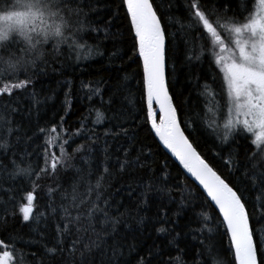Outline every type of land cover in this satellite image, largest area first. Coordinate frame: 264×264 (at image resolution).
I'll return each mask as SVG.
<instances>
[{
    "label": "snow or ice",
    "instance_id": "obj_1",
    "mask_svg": "<svg viewBox=\"0 0 264 264\" xmlns=\"http://www.w3.org/2000/svg\"><path fill=\"white\" fill-rule=\"evenodd\" d=\"M95 2L98 3V0ZM76 3L77 0H0V81H18L3 83L0 86V97H11L17 91L27 92L29 87L34 89L35 81L29 76V69H38V62L47 64L45 50L48 45H52L55 59H59L65 49L70 53L77 52V60L80 59L81 49L85 50V58L95 53L97 46L87 42L89 36L102 30L107 36L112 21L109 20L101 29L100 23L103 21L90 19V14L96 11L93 0L73 8L72 5ZM122 6L126 9L133 56L138 57L142 67L143 104L140 112L146 110L145 123L150 125L155 136L179 160L180 165L199 182L206 198L219 210L222 217L220 223L224 226L222 235L227 237L228 247L224 249L222 241L219 246L211 242V236L200 240L198 244L188 240L189 236L195 239L203 235L205 229L208 233L212 232L207 226L210 217L205 212H192L184 224L186 231H176L180 227L179 218L182 214L194 209L196 205L184 195L179 185L173 186L170 183L169 174L164 169L152 171L147 181L141 179L136 187L130 184L128 204L125 205L104 195L103 180L109 174V169L104 167L94 187L88 183L94 173L77 169V175L69 186L71 191H60V204L56 205L54 200H50L45 206L46 211L51 213L45 223H51L53 227L50 236H41L44 241L43 254L61 257L62 264H152L157 256H163L166 249L169 258L157 264H189L186 259L189 256L191 264H209L208 257H220L222 253L227 255L216 259L214 264H264V227H253V221L258 224L264 220V0H259L255 11L251 10L249 0H243L236 8L232 0L211 5L208 0H188L184 17L186 23L182 25L186 34L191 36L192 48L189 51L193 55L187 59L200 61L207 58L209 66H215L217 75L222 77L218 94L224 101L221 108L227 106V118L222 124L209 121L208 127L221 144L243 139L251 148V151L245 152L243 159L237 151L230 152L225 160L226 165L230 166V173H239L238 184L222 178L201 157L181 127L178 106L174 103L167 82L166 33L152 0H122ZM132 59L129 57V60ZM127 79L124 77V80ZM68 83L71 87V82ZM95 84V87L91 84H82V87L88 88L93 96L101 98L108 92V99H102L101 107L111 111L112 116L107 117L100 109H95L96 119L93 123H100L102 119L109 123L115 121L112 127L119 131L113 132L109 128L105 137L112 136L115 139L122 135L127 144V147L124 144L116 147L115 163L119 165V170L123 173L137 166L146 168L142 163V153L138 152L134 158L129 159L132 152L136 151L137 140L134 133L130 135L129 129L123 127L124 123L130 122L128 117L134 118L129 107L133 101L125 94L128 85L121 82L119 75L114 84H108L103 79ZM215 84V78L212 83H208L206 78L204 84L197 80L195 86L201 89L200 96L207 98L211 92L214 99L217 95ZM69 95V92L65 93L66 103ZM30 96L32 105L39 103L38 93L33 91ZM15 104L13 107L12 103H5L0 108V150L4 160L8 161L0 164V180L15 181L17 176H27L29 179L32 176L40 177L48 173L49 169V174L55 176L58 168H74L75 156L84 146H77L71 154L67 152V146L74 136L80 134L81 129H76L68 139H62V134L67 133L63 126V116L59 124L53 123L50 128L39 129L46 136L44 167L35 171L31 164L21 167L16 163L17 153L13 151L11 137H16L17 144L22 139L19 134L22 124L16 120V115L22 111L19 98ZM68 111L70 106L65 108V112ZM84 126L82 122L81 128ZM185 127L195 130L196 122L186 124ZM89 139L92 141L88 149L91 153L99 138ZM57 146L59 155L49 152V148L55 149ZM9 152L13 159H9ZM121 152L123 159L119 156ZM103 153L105 162L110 161L112 154L108 147L103 149ZM31 155L28 154L29 158ZM20 163H23L22 158ZM87 163L88 160H85ZM9 167L13 171L8 172ZM36 190L37 185L33 181L32 190L21 197L26 200L18 206L23 222L33 219L39 221L46 214L38 211ZM58 190L59 185L49 188V197L54 196ZM174 192L180 194L178 202ZM251 192L256 193L252 198L253 211L257 208L260 210L255 218L248 211L249 198L246 194ZM10 200L14 201L15 195ZM153 201L156 202V211L151 216L140 215L150 211ZM172 204L177 206L178 211L169 216ZM130 221H134L137 227H133ZM193 224L197 227H192ZM145 228L148 234L154 231L169 237L166 245L162 248L153 240L151 245L145 246V242L138 238L144 236L147 239ZM8 241L9 249L0 252V264H35L36 253L24 251L32 246L33 241L18 235L10 236ZM173 252L177 253L175 257L171 255Z\"/></svg>",
    "mask_w": 264,
    "mask_h": 264
},
{
    "label": "trees",
    "instance_id": "obj_2",
    "mask_svg": "<svg viewBox=\"0 0 264 264\" xmlns=\"http://www.w3.org/2000/svg\"><path fill=\"white\" fill-rule=\"evenodd\" d=\"M88 2L89 0H77V3L73 4L72 7L75 8L77 4H87ZM93 2L96 11L90 14V19L103 21L104 23H100L101 29H104L105 23L109 20L112 21L108 26L107 36L103 30L98 34L89 36L87 42L97 46L95 53L85 58V50L81 49L79 51L80 59L77 60V52L70 53L65 49L60 58L55 59L52 45H48L45 50L47 64L38 62V69H29V76L35 81L34 89L29 87L27 92L17 91L11 97L8 95L0 97V108L5 103H12V106L15 107V101L20 99L19 106L22 111L16 115V120L22 124L19 133L22 139L17 144L16 137L12 136L11 141L14 145L13 151L17 153L16 163L20 164L21 167L31 164L35 171L44 167L43 154L46 136L41 134L39 129L50 128L53 123L59 124L62 116L65 117L63 126L67 129V133L62 134V139H68V136L76 129H81L80 134L74 136L72 142L67 146V152L71 154L77 146H84L82 151L75 156L73 161L75 167L68 170L58 168L55 176L49 174L51 172L49 169L48 173H44L40 177L32 176L29 179L27 176H17L15 181L12 179H6V182L0 180V241H4V243H0V252L9 249L8 238L10 236L18 235L24 237L25 240L33 241L32 246L25 248L24 251L29 254L36 253L35 264H40L41 261L43 264H62L61 257L43 254L44 241L41 236L42 234L50 236L53 227L51 223H45L48 216L51 215L50 212L46 211L45 206L50 200H54L56 205L60 204V191L63 189L71 191L69 186L77 175V169L82 168L85 173L91 170L94 173L88 181L94 187L96 179L103 172L104 167L109 169V174H106L103 180L102 191L104 195L106 197L111 196L114 201H120L125 205L128 204L127 193L130 184L136 187L141 179L147 181L152 171L158 172L160 169H164L169 174L170 183L173 186L179 185L184 195L188 196L191 202L196 205L194 209L182 214V217L179 218L180 227L176 231H186L184 224L192 212L197 214L205 212L210 217L207 226L212 229V232L208 233L205 229L203 235H199L195 239L189 236L188 240L198 244L200 240L211 236V242L219 246L222 241L223 248L227 249L228 239L222 235L224 226L220 223L222 221L220 216L201 189L185 175L157 142L149 124L145 123L146 110L140 112V107L143 104L142 67L138 57L133 56L129 23L126 18V9L122 6V0H98V3L93 0ZM152 2L158 11V15L161 16L162 26L166 33L167 82L174 103L178 106L180 124L201 157L226 181L238 184L239 173H230V166L226 165L225 160L230 152L237 151L240 153V158L243 159L245 152L251 151V148L243 139H237L226 145L221 144L211 128L208 127L207 122L219 121L222 124L226 116V106L221 108L224 101L218 94L222 77L217 75L218 70L215 66H209L207 58L200 61L187 59L193 55L189 51L192 48L191 36L187 35L182 27L186 23L184 17L187 12L188 0H152ZM208 2L211 5L212 3H222L223 0H208ZM242 3L243 0H232L234 8L239 7ZM249 6L253 11L255 0H249ZM73 20H75V16H73ZM113 53L118 54L113 55ZM69 56H71L70 59ZM129 57H133V59L129 60ZM118 75L121 82L128 85L125 94L129 95L133 101L129 107L132 109L134 118L133 116L128 117L130 122L123 124L124 128L129 129L130 135L135 134L137 140L136 151L132 152L129 159L134 158L140 152L142 153V163L147 166L146 168L137 166L123 173L119 170V165L115 163V160L116 147L121 144L127 147V144L124 143L125 137L122 135L115 139L112 136L105 137V132L109 128L113 132L119 131L118 128L112 127L116 123L115 121L109 123L108 120L102 119L100 123H93V120L96 119L95 109H100L107 117L112 116L111 111H105L101 107L102 99L107 101L109 93L105 92L101 98L100 96H93L88 88L82 87V84H91L92 87H95V82L101 79L108 84H114ZM124 77H128V79L124 80ZM23 78L20 77V79ZM206 78L208 83H212L213 78L216 79L214 87L217 95L214 99L211 92L207 98L200 96L201 89L195 86L197 80L204 84ZM5 82L16 83L18 81H0V86H3ZM68 82H71V87ZM33 91L38 93L39 103L35 105H32L30 96ZM66 92L70 93L67 97V103ZM69 106L70 111L66 113L65 108ZM30 108L31 111H29ZM82 118L86 119L82 121ZM193 121L196 122L195 130L191 127H185L186 124H191ZM82 122L85 125L83 128H81ZM29 137L31 139H28ZM89 137L99 138V142L92 148L91 153L88 151L92 143ZM105 147H108L112 154L111 160L108 162H105L103 153ZM49 152H55L59 155L58 146L55 149L49 148ZM28 154H32L30 158ZM119 156L120 159H123V152L119 153ZM8 157L13 159L11 152L8 153ZM21 158L23 159L22 164L20 163ZM85 160H88L87 164H85ZM6 163L8 161L4 160L2 150H0V164ZM11 171L13 169L9 167L8 172ZM33 181L37 185L35 203L38 206V211L46 214L39 221L33 219L30 222H23L18 213V206L20 203L26 202L21 197H25L27 192L32 190ZM57 185L60 186V190L54 196L49 197L48 189L56 188ZM7 189H12V191H6ZM13 195H15L14 201L10 200ZM174 196L177 202L181 198L179 192H174ZM246 196L249 198L248 211L255 218L260 211L257 208L254 212L252 207V198L256 196V193H247ZM113 206L115 207V204ZM120 210L124 211L123 208ZM155 211L156 202L153 201L150 211L148 213L142 212L140 215L151 216ZM177 211L178 208L175 204L170 205L169 216ZM130 223L133 227H137L134 221H130ZM192 227H197V225L193 224ZM253 227L256 229L264 227V220L258 224L253 221ZM145 233L147 239L144 236H138L140 240L145 242V246L151 245L155 240L156 244L163 248L169 238L154 231L148 234L147 228H145ZM259 238L258 234L257 240ZM183 246L182 240L181 247ZM171 255L175 257L177 253L173 252ZM226 255V253H222L220 257H208L209 264H214L216 259H222ZM168 258L169 254L164 249L163 256H157L152 264H157L158 261ZM186 259L191 264V257H186Z\"/></svg>",
    "mask_w": 264,
    "mask_h": 264
},
{
    "label": "water",
    "instance_id": "obj_3",
    "mask_svg": "<svg viewBox=\"0 0 264 264\" xmlns=\"http://www.w3.org/2000/svg\"><path fill=\"white\" fill-rule=\"evenodd\" d=\"M150 126V125H149ZM151 128V127H150ZM153 132V131H152ZM154 136H155V133L153 132ZM186 135V134H185ZM156 137V136H155ZM158 143L160 144V146L162 147V149L171 157V159H173V161L179 166V168L201 189V191L204 193L203 189H202V186L199 185V182L195 180L194 177L191 176L190 173L187 172V170H185L183 168L182 165H180L179 163V160L171 153V151L169 149H167L162 142H160L159 138L156 137ZM198 152V151H197ZM205 196H206V193H204ZM210 201V199H208ZM210 203L212 204V206L214 207V209L216 210V212L218 213L219 215V210L215 207L214 203L210 201ZM220 216V215H219ZM221 220H222V217L220 216Z\"/></svg>",
    "mask_w": 264,
    "mask_h": 264
},
{
    "label": "rangeland",
    "instance_id": "obj_4",
    "mask_svg": "<svg viewBox=\"0 0 264 264\" xmlns=\"http://www.w3.org/2000/svg\"><path fill=\"white\" fill-rule=\"evenodd\" d=\"M258 2H259V0H255V6H254V10L253 11H255L256 5L258 4ZM217 51H219V49ZM227 112H228V109H227V106H226V116H225V118H227ZM233 118H235V113L234 112H233ZM241 119H243V117H241Z\"/></svg>",
    "mask_w": 264,
    "mask_h": 264
},
{
    "label": "bare ground",
    "instance_id": "obj_5",
    "mask_svg": "<svg viewBox=\"0 0 264 264\" xmlns=\"http://www.w3.org/2000/svg\"><path fill=\"white\" fill-rule=\"evenodd\" d=\"M211 111V110H210ZM158 122V121H157ZM150 127V126H149ZM182 127V126H181ZM151 129V128H150ZM152 131V130H151ZM153 133V132H152ZM154 135V134H153ZM156 138V137H155ZM157 140V139H156ZM158 142V141H157ZM173 160V159H172ZM186 175V174H185ZM187 176V175H186ZM188 177V176H187ZM189 178V177H188ZM190 179V178H189ZM193 186V185H192ZM207 200V199H206Z\"/></svg>",
    "mask_w": 264,
    "mask_h": 264
}]
</instances>
